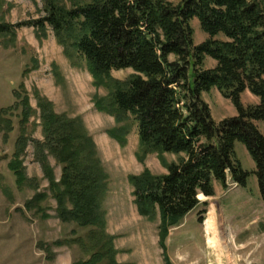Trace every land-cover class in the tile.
I'll list each match as a JSON object with an SVG mask.
<instances>
[{"label":"trees","instance_id":"16d2710c","mask_svg":"<svg viewBox=\"0 0 264 264\" xmlns=\"http://www.w3.org/2000/svg\"><path fill=\"white\" fill-rule=\"evenodd\" d=\"M44 12L25 25L42 37L49 27L70 64L80 67L83 62L92 84L108 89L107 98L94 96L96 109L112 116L116 124L106 135L124 146L134 125L138 161L154 153L166 169V174L153 175L145 168L128 177L138 215L149 221L158 218V246L165 264H171L165 254L169 230L198 206H207L199 196L213 197L214 182L224 190L228 181L246 187L250 172L236 157L237 142L254 163L251 173L264 205V135L254 124L264 122V0H180L176 5L168 0H92L72 8L46 0ZM192 19L207 35L199 44L194 42ZM14 27L1 22L0 35H14ZM206 58L215 62L212 68L204 67ZM127 69L132 73L124 81L110 76ZM212 89L230 101L235 116L213 120L202 99ZM244 92L258 102L244 105ZM13 97L12 105L0 108V134L7 142L14 131L13 119H18L7 167L19 189H35L24 208L47 219L40 203L51 197L60 222L88 230L87 240L75 242L91 252L73 264H119L102 207L107 177L83 120L57 113L53 103L37 92L34 109L22 86ZM36 115L41 140L28 133ZM29 142L50 196L37 191V180L25 174L23 156ZM164 154L177 155V162H166ZM49 157L60 166L59 179ZM2 191L7 195L4 187ZM205 212H197L199 224Z\"/></svg>","mask_w":264,"mask_h":264},{"label":"rangeland","instance_id":"374dc122","mask_svg":"<svg viewBox=\"0 0 264 264\" xmlns=\"http://www.w3.org/2000/svg\"><path fill=\"white\" fill-rule=\"evenodd\" d=\"M45 1L0 0V23L15 26L12 29L14 35H0V108L12 105L13 91L22 86L34 109V93L37 92L53 103L57 113L80 117L95 142L107 177V193L102 207L106 232L114 238L116 261L119 264H165L164 253L158 246V218L149 221L138 215L128 177L140 174L145 168L153 175L166 174L161 172L166 169L154 153L146 155L142 162L138 161L136 155L139 144L134 125L125 138L124 146L106 135V131L116 127V124L112 116L96 109L94 96L107 98L108 89L102 86L97 88L92 84V77L83 62H80V67L70 64V60L64 56L63 47L57 43L49 27L45 37H42L40 32L25 25L45 15ZM58 1L72 8L92 0ZM168 1L176 5L180 0ZM190 25L194 31L195 44L207 39L197 19H192ZM218 38L223 39L221 35ZM214 65L213 60L206 58L205 68ZM131 73L129 69L112 71L110 76L124 81ZM202 99L208 104L214 121L236 115L230 101L221 97L215 89L203 93ZM241 100L244 105L258 102L248 92L242 94ZM17 120L13 119L14 131L7 142H3L0 134V264H73L87 259L91 250L80 246L75 240H87L88 230L78 228L74 223L60 222L55 217L56 204L51 197L40 203L49 216L47 219L35 210L24 208V203L32 198L35 189H19L14 175L7 167L18 135ZM38 122L37 115L31 118L28 133L32 138L41 140ZM254 124L264 135V122L254 121ZM235 153L242 168L250 172L245 191L247 197L242 198V195L233 193L224 199L226 192L234 188V185L231 184L229 190L220 186L217 196L206 200V207L200 205L188 213L177 227L169 230L165 241V254L171 264H220L205 242L204 222L203 225L197 222L196 214L200 210L206 211L204 221L211 211L215 214L216 231L226 236L237 250L234 255L237 264L264 263V207L258 197L256 177L251 173L255 168L254 163L243 144H235ZM171 155L173 159L168 161L164 154L166 162H177L178 156ZM48 160L56 179H59L60 166L52 157ZM23 166L27 178L37 180V191L46 192L50 196L43 171L35 161L31 142L25 150ZM2 187L7 195L3 193ZM57 241L63 244L55 246Z\"/></svg>","mask_w":264,"mask_h":264},{"label":"bare ground","instance_id":"6f19581e","mask_svg":"<svg viewBox=\"0 0 264 264\" xmlns=\"http://www.w3.org/2000/svg\"><path fill=\"white\" fill-rule=\"evenodd\" d=\"M202 199V196H199ZM217 221L215 214L211 211L204 221L203 230L205 234V242L212 250L220 264H237L235 252L237 251L227 239L226 236H221L216 230ZM224 235V234H223ZM235 255V256H234Z\"/></svg>","mask_w":264,"mask_h":264},{"label":"crops","instance_id":"0c3cea01","mask_svg":"<svg viewBox=\"0 0 264 264\" xmlns=\"http://www.w3.org/2000/svg\"><path fill=\"white\" fill-rule=\"evenodd\" d=\"M202 98H203V94H202ZM234 116H235V115H234ZM166 159H167L168 161H171V160L173 159V156H172L171 154H166ZM161 172H162V173H165L166 171L162 169ZM257 186H258V185H257ZM246 187H247V186H246ZM246 187L242 188V187H238V186L234 185V188L230 189L229 192L223 191V192H226V194H225V196H224V199H225L226 197L232 195L233 193H237L238 195H242V198H243V197H247V195H245V194H247V192H245L246 189H247ZM220 189H221L220 185H219L218 183L214 182V196H213V197H209V198H215V197L217 196V194L220 192ZM240 191H242V192H240ZM258 192H259V190H258ZM258 197H259V199H260V194H259ZM209 198H205V197H204L203 201H206V200L209 199ZM260 200H261V199H260ZM261 203H262V201H261ZM262 204H263V203H262ZM226 206H228V205L226 204ZM215 207H216V205H215ZM263 207H264V205H263ZM224 208H226V207H224Z\"/></svg>","mask_w":264,"mask_h":264},{"label":"water","instance_id":"95a60500","mask_svg":"<svg viewBox=\"0 0 264 264\" xmlns=\"http://www.w3.org/2000/svg\"><path fill=\"white\" fill-rule=\"evenodd\" d=\"M200 199V198H199Z\"/></svg>","mask_w":264,"mask_h":264}]
</instances>
